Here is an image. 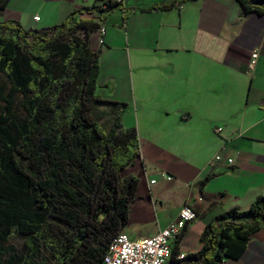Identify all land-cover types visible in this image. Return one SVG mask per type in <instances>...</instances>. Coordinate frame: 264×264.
I'll use <instances>...</instances> for the list:
<instances>
[{
	"label": "crops",
	"instance_id": "crops-1",
	"mask_svg": "<svg viewBox=\"0 0 264 264\" xmlns=\"http://www.w3.org/2000/svg\"><path fill=\"white\" fill-rule=\"evenodd\" d=\"M174 1L10 0L1 20L19 23L25 30L47 31L74 12L118 4L102 25L105 44H99V30L90 35L100 73L102 57L113 48H127L125 67L132 70L136 68L133 48H143L137 54L153 53L151 82L171 92L167 97L152 94L147 102L109 99L102 89L97 93L102 99L127 104L118 109L124 110L122 124L128 111L137 112L140 157L122 176L123 180L135 177L139 183L122 233L134 240L154 236L176 220L188 203L198 218L173 242L166 264H205L198 254L205 246L206 228L219 226L224 222L219 218L232 209L247 211L264 195V12L244 14L236 0H186L173 9L161 8ZM255 49L259 59L249 73ZM124 57L119 60L124 62ZM190 94L205 107L209 139L187 155L174 154L169 151L173 144L188 143L197 132L193 112L182 105ZM161 115L171 121L166 129L141 120ZM132 127L134 121L127 129ZM216 127L223 128L222 134L215 133ZM220 151L235 163L210 168V160ZM163 173L174 180L166 181ZM219 264H264V230L253 235L240 259L225 258Z\"/></svg>",
	"mask_w": 264,
	"mask_h": 264
},
{
	"label": "trees",
	"instance_id": "trees-1",
	"mask_svg": "<svg viewBox=\"0 0 264 264\" xmlns=\"http://www.w3.org/2000/svg\"><path fill=\"white\" fill-rule=\"evenodd\" d=\"M9 1L0 0V241L24 238L21 264H104L139 183L122 176L140 157L137 129L123 128L118 109L127 104L97 95L100 65L89 40L118 4L94 5L51 30L32 31L1 20ZM236 1L244 14L264 12V0ZM85 13L91 18L80 17ZM219 220L202 236L205 264L242 257L264 230V195ZM8 252L0 246V264Z\"/></svg>",
	"mask_w": 264,
	"mask_h": 264
},
{
	"label": "rangeland",
	"instance_id": "rangeland-1",
	"mask_svg": "<svg viewBox=\"0 0 264 264\" xmlns=\"http://www.w3.org/2000/svg\"><path fill=\"white\" fill-rule=\"evenodd\" d=\"M105 28V27H104ZM106 29V28H105ZM132 31V30H131ZM4 34L7 32H3ZM99 44H105V36H101L99 31ZM18 40V39H17ZM20 41V40H19ZM132 41L134 42V36ZM22 43V42H21ZM113 48L110 52L104 54L103 59V68L101 69L100 77L101 80V88L99 87L98 80V89H102L103 96H107L109 99H117V100H127V101H135L138 98L141 101L147 102V98L150 95H159V96H170L171 92L167 90H163L151 82V78L149 75H152V69L149 67L150 58L153 56V53H139L143 48H133V64L135 65V69H128L127 67V48L118 49ZM134 53L137 54L134 55ZM123 60H119L122 56H124ZM116 59L118 62L116 64ZM126 60V62H125ZM126 65V67H125ZM144 68H142L143 66ZM101 66V65H100ZM109 80V81H108ZM99 96V95H98ZM101 98V97H100ZM1 106H4V102H0ZM184 108H189L194 114V121L192 122V126L197 130L196 134L192 136V140L188 143H177L173 144L170 152L179 155H187L190 152H193L197 149H200L204 145H202L206 140L209 139V132L205 128V107L200 104L195 97H192L191 94L185 96L183 100ZM101 110H105L109 113L113 111V107L111 105H103L100 107ZM137 112L134 113L132 111H128L123 118L124 129H127L128 125L134 121V126L137 129L138 118ZM112 116L108 115L103 121L102 124L109 128L112 123ZM143 122L149 124L154 123L155 125L166 129L170 126V119L161 116H150V118H141ZM138 130V129H137ZM173 150V151H172ZM0 246L8 248L9 252L1 257V264H21L19 261L20 258L25 257L26 250L24 247V238L20 235L12 236L8 242L2 243L0 241Z\"/></svg>",
	"mask_w": 264,
	"mask_h": 264
},
{
	"label": "built area",
	"instance_id": "built-area-1",
	"mask_svg": "<svg viewBox=\"0 0 264 264\" xmlns=\"http://www.w3.org/2000/svg\"><path fill=\"white\" fill-rule=\"evenodd\" d=\"M39 21L40 18H34ZM101 36H104L106 29H99ZM259 59V51L253 50L250 61L248 63V72L252 73L257 67ZM264 110V104H263ZM223 132L222 127H216L215 133L220 135ZM243 134H239L242 136ZM235 160L222 151L216 153L210 160L208 166L210 168L217 164H226L232 166ZM166 181H173L174 177L167 173H163ZM156 181H151L155 184ZM198 218L196 210L192 205L186 203L180 210L176 220L171 222L165 229L161 230L154 236L145 237L138 240L132 239L125 233H120L111 242L107 254L104 258V264H166L171 258L172 244L174 241L182 237L188 226ZM184 258V256H182Z\"/></svg>",
	"mask_w": 264,
	"mask_h": 264
}]
</instances>
